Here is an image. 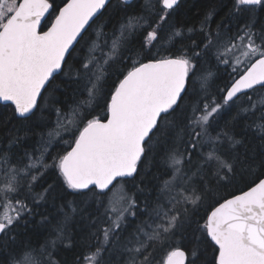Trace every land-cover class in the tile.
Here are the masks:
<instances>
[{"label":"snow or ice","instance_id":"1","mask_svg":"<svg viewBox=\"0 0 264 264\" xmlns=\"http://www.w3.org/2000/svg\"><path fill=\"white\" fill-rule=\"evenodd\" d=\"M180 4L0 0L3 264H62L74 245L73 264H264L248 139L264 146V0H229L219 22L210 5L198 26L173 22ZM212 64L228 76L216 93Z\"/></svg>","mask_w":264,"mask_h":264},{"label":"trees","instance_id":"2","mask_svg":"<svg viewBox=\"0 0 264 264\" xmlns=\"http://www.w3.org/2000/svg\"><path fill=\"white\" fill-rule=\"evenodd\" d=\"M59 3L60 0H57ZM214 6L217 9V16L215 17L216 22H219L221 19H225L227 17V8L229 6V0H181V4L179 9L174 17V23H181L188 26L196 25L201 19L208 9L209 6ZM115 17V12L110 10L108 14L102 17L103 21H111ZM213 70L217 72V77L215 82L210 87L211 93H216L217 89L222 88L227 83V72L224 69V66H220L218 69L214 64L211 65ZM10 109H4L0 107V120H3L10 116ZM54 119V118H53ZM226 119H231V115L227 116ZM244 125L241 124L239 128H243ZM239 130V129H238ZM5 135V131L3 127H0V139ZM38 139L36 136H30L28 143L33 144ZM248 139L250 141L251 147L255 150L257 155L264 153V146L261 145V142L251 133L248 134ZM248 178L237 180L232 184L231 187L227 189H220L217 198L222 196H228L232 193H239L240 190L246 187V181ZM43 183V181H41ZM71 199V197H69ZM45 209L50 214H55L54 209L51 204L46 205ZM45 209H42L44 211ZM39 217H37L33 222L26 236H22V239H26L28 242L33 245L39 244L43 242V239L47 235V229L42 228L39 223ZM69 232L74 238V241L77 243L82 241L88 234V229L83 221L75 220L71 225H69ZM80 251V248L74 245L71 249H61L60 254L57 257L62 261V264H73V259L76 254ZM211 255V254H209ZM3 261H0V264Z\"/></svg>","mask_w":264,"mask_h":264},{"label":"rangeland","instance_id":"3","mask_svg":"<svg viewBox=\"0 0 264 264\" xmlns=\"http://www.w3.org/2000/svg\"><path fill=\"white\" fill-rule=\"evenodd\" d=\"M3 263V262H2Z\"/></svg>","mask_w":264,"mask_h":264}]
</instances>
